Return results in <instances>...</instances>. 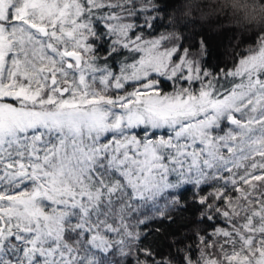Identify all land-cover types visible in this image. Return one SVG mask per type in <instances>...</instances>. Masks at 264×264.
Masks as SVG:
<instances>
[{"label": "snow or ice", "instance_id": "obj_1", "mask_svg": "<svg viewBox=\"0 0 264 264\" xmlns=\"http://www.w3.org/2000/svg\"><path fill=\"white\" fill-rule=\"evenodd\" d=\"M168 8L0 0V264H264V32Z\"/></svg>", "mask_w": 264, "mask_h": 264}, {"label": "trees", "instance_id": "obj_2", "mask_svg": "<svg viewBox=\"0 0 264 264\" xmlns=\"http://www.w3.org/2000/svg\"><path fill=\"white\" fill-rule=\"evenodd\" d=\"M174 29L187 25L193 39L203 37L213 54L212 63L230 60L229 53L239 37L264 32V3L261 0H165ZM163 30V29H162Z\"/></svg>", "mask_w": 264, "mask_h": 264}]
</instances>
